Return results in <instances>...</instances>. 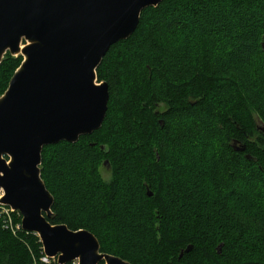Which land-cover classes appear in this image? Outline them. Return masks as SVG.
I'll return each mask as SVG.
<instances>
[{"label": "trees", "instance_id": "16d2710c", "mask_svg": "<svg viewBox=\"0 0 264 264\" xmlns=\"http://www.w3.org/2000/svg\"><path fill=\"white\" fill-rule=\"evenodd\" d=\"M263 18L264 0H162L145 8L96 68L109 92L101 126L42 149L50 224L87 230L100 252L131 264H264V128L256 123L264 124V85L257 76L251 89L247 71L228 63L221 47L240 50L246 33L260 67L264 31L255 25ZM218 56L228 63L222 72ZM20 59L7 52L1 60L0 94ZM205 119L220 144L200 152L193 145ZM240 169L256 181L238 182ZM42 255L36 234L12 233L0 219V264H57L42 263Z\"/></svg>", "mask_w": 264, "mask_h": 264}, {"label": "water", "instance_id": "95a60500", "mask_svg": "<svg viewBox=\"0 0 264 264\" xmlns=\"http://www.w3.org/2000/svg\"><path fill=\"white\" fill-rule=\"evenodd\" d=\"M161 1L0 0V62L7 52L23 58L0 96V202L20 214L22 230L36 234L57 264H131L100 252L87 230L50 224L53 196L39 166L44 146L75 143L101 126L109 92L96 68L133 33L141 12ZM82 234L91 247L70 239Z\"/></svg>", "mask_w": 264, "mask_h": 264}, {"label": "rangeland", "instance_id": "374dc122", "mask_svg": "<svg viewBox=\"0 0 264 264\" xmlns=\"http://www.w3.org/2000/svg\"><path fill=\"white\" fill-rule=\"evenodd\" d=\"M257 9H259V8H257ZM256 11V10H255ZM141 15V14H140ZM192 27V26H191ZM257 27V28H256ZM255 28L257 29V30H263L264 31V18H263V20H261L260 19V22H258V24H256L255 25ZM254 28V29H255ZM192 29H193V27H192ZM191 29V30H192ZM189 33V32H188ZM241 42H243V44L244 45H241L242 47H241V49L239 50L238 48H237V50H235V49H232L230 46H228L227 44H225V43H221V47H223V48H226L227 50H229L230 51V54H227L228 55V57L229 58H227L228 60H230V61H228V63L230 62V63H232V64H234V65H236V63H237V66H238V68H242L241 70V72H245V71H247V72H245L244 73V75H247V77H248V81H249V84H250V88L251 89H256V86H258L259 84H257L256 82H257V79H254L255 77H257V76H260L261 78H262V84L264 85V77H262V74H263V69L261 68L262 67V65H264V62H263V60L261 59V66L259 67L258 66V64H256L257 62V58H258V56H259V53H258V51H257V49H256V46H255V43H254V38H252V37H250L249 35H246V33H243V37H241V40H240ZM223 52H225V51H223ZM6 54V53H5ZM4 54V55H5ZM226 53H224V55H225ZM20 55V54H19ZM18 55H16V56H13V57H17ZM21 56V55H20ZM4 57V56H3ZM22 57V56H21ZM23 59V58H22ZM22 59H20V60H18L17 61V63H16V67L14 68V71H16L17 70V68L20 66V63H21V61H22ZM217 61L218 62H221V63H217L216 64V67H217V71L219 72L220 71V68L222 69V71L223 70H225L226 69V67L225 66H222V64L224 65V64H228L227 62H225V60H222L221 58H219V56H218V58H217ZM14 71H13V73H14ZM222 71H220V72H222ZM12 73V74H13ZM12 76V75H11ZM11 78V77H10ZM261 82H260V84H261ZM6 90V89H5ZM4 90V91H5ZM251 91V90H250ZM4 93V92H3ZM2 93V94H3ZM2 94H0V96L2 95ZM159 109H161V110H164V107L163 106H159ZM180 121V120H179ZM212 123H213V121L212 120H210V119H205V120H203V121H201V124H202V126H203V128H202V133L200 134V136L194 141V145H193V147H196L197 149H200L201 151L200 152H203V151H208V150H210L211 149V147L215 144L216 145V147H218L219 146V144H220V136L219 135H217L214 131H213V126H212ZM256 123H257V126L259 127V128H264V124L263 123H261V121H259L258 119H256ZM192 147V148H193ZM76 150H77V152H78V154H88V153H84L83 151V149H72V151L74 152H76ZM58 155V154H57ZM74 155H75V153H74ZM178 156H180V155H178ZM56 157H58V156H56ZM87 158L89 157V156H86ZM8 161V160H7ZM39 168H40V166H39ZM100 169V174H101V176H102V178L104 179V180H108L109 179V177H110V168L107 166V164H106V161L104 162H102L101 164H100V167H99ZM52 171L53 172H55V168H52ZM252 171V170H251ZM251 171H249V172H247V171H245L244 169H240V170H238L237 172H235V177L234 178H237L238 179V182H240L241 184H243L244 186L248 183L249 184V182H251V180H254V181H256V176L254 175V179L252 178V176H253V173L251 172ZM229 179H231V178H229ZM198 180L199 181H201V178H198ZM241 186V185H240ZM121 191H123L122 189H121ZM236 194V196H238V197H241V196H244V190H240V192H237V193H235ZM122 195V194H121ZM241 195V196H240ZM247 196V195H246ZM245 196V197H246ZM244 197V198H245ZM247 198V197H246ZM246 198L245 199H242L241 200V203L242 204H246L247 203V201H246ZM263 207H264V202H263V205H262ZM16 216V215H15ZM218 245H222V243H220V244H218ZM218 247V246H217ZM56 261V260H55ZM74 263H72V262H70L69 264H77V260H75V261H73Z\"/></svg>", "mask_w": 264, "mask_h": 264}, {"label": "built area", "instance_id": "2783aa9c", "mask_svg": "<svg viewBox=\"0 0 264 264\" xmlns=\"http://www.w3.org/2000/svg\"><path fill=\"white\" fill-rule=\"evenodd\" d=\"M2 196H3V190L0 188V199ZM15 213L18 219V216H20V214L17 211H14L9 206H6L0 202V219L2 220V225L5 229H9L12 233H15L17 230L21 228V216L18 222L16 221V218H14ZM40 260L42 263H48L50 260H56V258L48 257L43 252V255L40 258Z\"/></svg>", "mask_w": 264, "mask_h": 264}, {"label": "snow or ice", "instance_id": "6c2138e0", "mask_svg": "<svg viewBox=\"0 0 264 264\" xmlns=\"http://www.w3.org/2000/svg\"><path fill=\"white\" fill-rule=\"evenodd\" d=\"M70 239L84 248L91 247V241L87 236H84L83 234L79 237H71Z\"/></svg>", "mask_w": 264, "mask_h": 264}, {"label": "bare ground", "instance_id": "6f19581e", "mask_svg": "<svg viewBox=\"0 0 264 264\" xmlns=\"http://www.w3.org/2000/svg\"><path fill=\"white\" fill-rule=\"evenodd\" d=\"M24 45H25V44L22 42L21 45H20V47H23Z\"/></svg>", "mask_w": 264, "mask_h": 264}]
</instances>
